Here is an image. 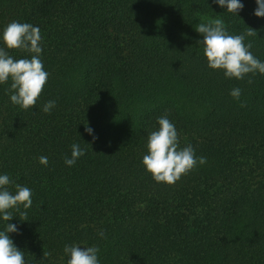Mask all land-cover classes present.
Returning <instances> with one entry per match:
<instances>
[{"label": "trees", "instance_id": "obj_1", "mask_svg": "<svg viewBox=\"0 0 264 264\" xmlns=\"http://www.w3.org/2000/svg\"><path fill=\"white\" fill-rule=\"evenodd\" d=\"M240 2L234 14L213 0H0V35L12 21L38 27L49 73L28 110L0 83V175L32 190L27 220L11 209L0 231L17 225L25 264H67L72 244L98 247L99 264H264V74L210 69L195 30L216 18L231 35L251 27L245 43L264 62V17ZM162 115L207 161L172 185L142 163ZM74 143L85 154L67 166Z\"/></svg>", "mask_w": 264, "mask_h": 264}, {"label": "clouds", "instance_id": "obj_2", "mask_svg": "<svg viewBox=\"0 0 264 264\" xmlns=\"http://www.w3.org/2000/svg\"><path fill=\"white\" fill-rule=\"evenodd\" d=\"M220 7H226L228 13L237 14L244 5L240 0H213ZM256 17H264V0H256ZM195 30L203 36L197 43L203 45V55L207 66L212 70H220L227 79L243 80L246 76L264 74V62L256 58L250 49L251 41L245 43L246 37L257 36V31L248 29L239 35H231L226 30L224 21L220 18L208 19L206 23L196 25ZM5 47H0V83L11 81L8 92L13 105L28 110L36 105L48 80L49 73L45 71L40 58L42 53L40 29L30 23L10 22L0 35ZM10 49H20L31 54V58L14 59L9 55ZM251 84L252 80L248 79ZM242 90L233 88L230 95L239 100ZM243 106V104H241ZM55 107V101H48L42 107L44 113H50ZM158 128L151 131L147 137V154L142 163L146 172L150 173L157 183L175 184L183 175L188 174L197 164H205L206 157H197L191 144L180 147L179 135L175 125L167 115L157 118ZM85 131L90 135L93 129L85 125ZM97 139L93 136V141ZM85 154V149L79 144L71 145V157H65V164L73 166ZM39 163L47 166L46 156H40ZM14 184L7 174L0 175V218L3 221L13 219L15 209L20 214V220L26 221L27 210L32 206V190L26 186L15 184V191H9L8 186ZM9 233H18L17 225L6 223L0 231V264H25L22 252L9 237ZM99 235L104 237V232ZM65 256L69 257L67 264H99V248L96 246L81 247L76 244L65 245ZM50 253L43 252L47 259Z\"/></svg>", "mask_w": 264, "mask_h": 264}]
</instances>
